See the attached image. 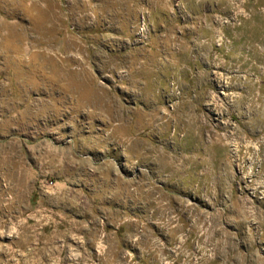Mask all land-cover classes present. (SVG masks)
I'll return each mask as SVG.
<instances>
[{
    "label": "rangeland",
    "instance_id": "obj_1",
    "mask_svg": "<svg viewBox=\"0 0 264 264\" xmlns=\"http://www.w3.org/2000/svg\"><path fill=\"white\" fill-rule=\"evenodd\" d=\"M0 264H264V0H0Z\"/></svg>",
    "mask_w": 264,
    "mask_h": 264
}]
</instances>
